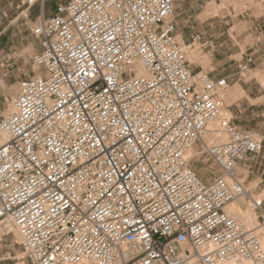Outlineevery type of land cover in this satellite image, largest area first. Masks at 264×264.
<instances>
[{
    "label": "built area",
    "instance_id": "1",
    "mask_svg": "<svg viewBox=\"0 0 264 264\" xmlns=\"http://www.w3.org/2000/svg\"><path fill=\"white\" fill-rule=\"evenodd\" d=\"M176 19L177 0H69L31 25L36 71L0 117V231L17 230L20 264H264L227 210L264 222L237 173L263 140L226 115L229 78L193 68ZM199 146L223 171L210 182Z\"/></svg>",
    "mask_w": 264,
    "mask_h": 264
},
{
    "label": "rangeland",
    "instance_id": "2",
    "mask_svg": "<svg viewBox=\"0 0 264 264\" xmlns=\"http://www.w3.org/2000/svg\"><path fill=\"white\" fill-rule=\"evenodd\" d=\"M64 1L69 0H46V9L53 11L57 3ZM210 1H214L212 7L214 11L210 7L211 12L209 11ZM18 3L14 4V17L21 12L23 15L14 21V46H9L6 53L0 54V117L8 111L18 91L19 83L36 71L31 56L39 50V40L32 34L29 24L36 21L41 14V6L38 4L35 8V11H39L37 16L32 15L27 18L23 17L27 6L22 5L19 8ZM4 6V3L0 4V9L3 10ZM177 14L180 23L178 34L182 35L183 42L179 40L183 46L191 45L192 36L196 33H201L206 41L203 45H191L189 49L185 46L193 68L196 71L201 68L211 71L212 76L216 78L221 76L229 78L230 86L223 96L224 110L239 128L248 130L263 140V149L259 153L262 154L264 152V97L255 101V106L249 105L250 103L245 100L246 94L243 89L244 81H251L254 78L257 81L256 87L259 94L264 95V61L261 60L257 65H252L251 70L244 76L239 75L238 64L246 54L254 51L249 50L247 46H264V0H177ZM2 16L3 13L0 11V26L10 24V21L6 22ZM248 106L250 110L254 109V115L252 111H245ZM229 112L230 115H228ZM246 126L254 129H248ZM202 149V146L196 149V154L193 156L195 159L200 157V160L193 166L203 180L210 182L213 180V175L220 171L215 170L206 154L200 155L199 152ZM239 174H241V180L245 181L246 168H241ZM254 184L256 183L252 185ZM245 186L247 189L250 188L246 183ZM262 191L256 192L255 195L264 198V191L263 193ZM233 206L234 204H231V207ZM248 209L251 208L248 207L247 202V207L240 213L243 218L245 216V220H247L245 212ZM252 214V222L248 223L251 227L264 225L262 219H255L253 212ZM256 214L259 216V212ZM258 234L261 237L260 233ZM22 252L21 238L17 230H12L5 236L0 231V264H20Z\"/></svg>",
    "mask_w": 264,
    "mask_h": 264
},
{
    "label": "crops",
    "instance_id": "3",
    "mask_svg": "<svg viewBox=\"0 0 264 264\" xmlns=\"http://www.w3.org/2000/svg\"><path fill=\"white\" fill-rule=\"evenodd\" d=\"M16 2L18 3V7L20 8L22 5H24V0H20V1H16V0H0V4L2 5L4 3V7L3 10L2 8L0 9V11H2L3 13V20H5L6 22L9 20L10 24L7 25H1L0 26V54L6 53L9 50V46H14V34H13V25H14V21H17L18 19H20V17H22L23 12H21L19 15H17L16 17H14V4ZM38 7L37 5L31 8H26L25 10V15L23 17H30L32 15L37 16V14L39 13V11H35V8ZM43 10L41 9V11H44L45 15H50L53 11H48L46 9V5L44 4L43 6ZM54 10V9H53ZM40 15V14H39ZM39 17V16H38ZM37 17V18H38ZM178 17V14H177ZM37 20V19H36ZM177 23H178V31H179V21L178 19ZM35 22V21H34ZM30 23L29 27H31V25L34 23ZM185 34V32H183ZM197 34V33H196ZM179 35V34H178ZM249 50H254L252 53L250 54H246L245 57L247 55H252L254 57V64L257 65L259 61H264V46H247ZM245 57H243V59H245ZM242 59V60H243ZM240 60V61H242ZM239 61V62H240ZM253 64V65H254ZM216 78V77H214ZM245 82V88L243 89L245 94H246V98L245 100L250 103L249 105L255 106V101L261 99L264 97V95H260L259 94V90H257L258 88L256 87V83L257 81L251 80V81H244ZM252 111L253 115L254 113V109L250 110V106L247 107V109L245 111ZM240 112H242V110H238ZM248 112V113H249ZM253 119H255L253 117ZM248 128V126H246ZM248 129H254L252 127H249ZM245 167L246 168V172L247 175L245 177V181L244 184L246 183L249 188L250 193L255 194L256 192H259L260 190L264 191V152L262 154H258V155H254V156H250L239 168V170L241 168ZM239 170H238V175L241 176V174H239ZM253 183L254 186L252 185ZM262 191V193H263Z\"/></svg>",
    "mask_w": 264,
    "mask_h": 264
},
{
    "label": "bare ground",
    "instance_id": "4",
    "mask_svg": "<svg viewBox=\"0 0 264 264\" xmlns=\"http://www.w3.org/2000/svg\"><path fill=\"white\" fill-rule=\"evenodd\" d=\"M213 5H214V1H213V2L210 1V3H209V11H210V7L212 8ZM212 10H213V8H212ZM213 11H214V10H213ZM210 12H211V11H210ZM178 39H180L181 41L183 40L181 34L178 35ZM182 42H183V41H182ZM185 46L188 47V49L191 47V45H186V44H185ZM191 54L193 55V53H191ZM194 55H196V54H194ZM226 111H227V110H226ZM226 115H227V114H226ZM228 115H230V112H229ZM215 124H216V123H215ZM204 140L206 141L207 144H211V143L213 142L212 137H210L209 135H205ZM190 151H191L192 156H193L194 154H196V148H191ZM209 162L212 163V166L215 168V170H219V171H220L218 174H222V173H223V171L221 170V168L219 167V165H218L217 163H215V162L212 161V160H209ZM216 174H217V173H216ZM261 196H262V195H261ZM242 200H244V199H242ZM232 204H234L233 207H231V204L227 207V210H228L229 212L234 213V214H240V213H242V208H240L238 202H235V203H232ZM229 207H231V208H229ZM248 207H249V206H248ZM250 210H251V211H250ZM252 212H253L254 215H255V219L258 218L256 212H255L254 210H252V208H251V209H248V211L245 212V215L248 216V214H249L248 218H247V216H246V219H247V220H245L247 224H248V223L251 221V219L253 218V214H252ZM240 215H241V214H240ZM241 216H243V215H241ZM244 218H245V216H244ZM251 222H252V221H251ZM251 222H250V223H251ZM250 223H249V224H250ZM249 224H248V225H249ZM255 225H256V224H255ZM258 226H259V227H258ZM258 226H254V227H256V230H257V228H258V232H257V233H260V235H261V237H260L261 239H260V240H261V242H262V244H263V246H264V225H263V224H259ZM11 229H12V230H16L14 226H12Z\"/></svg>",
    "mask_w": 264,
    "mask_h": 264
}]
</instances>
